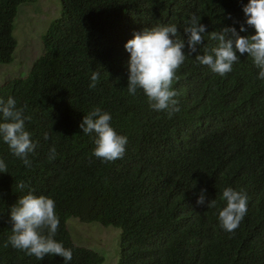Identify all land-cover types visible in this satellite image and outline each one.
Returning a JSON list of instances; mask_svg holds the SVG:
<instances>
[{
	"label": "trees",
	"instance_id": "obj_1",
	"mask_svg": "<svg viewBox=\"0 0 264 264\" xmlns=\"http://www.w3.org/2000/svg\"><path fill=\"white\" fill-rule=\"evenodd\" d=\"M34 1L0 0V65L13 60L19 7ZM248 2L60 0V16L41 37V56L25 77L0 85V99L12 97L24 109L36 144L26 167L0 137L7 166L0 173V264H65L62 257L40 260L9 243L10 209L29 190L55 201L60 223L54 238L73 253L67 264L104 262L74 242L70 218L119 229L116 264H264V80L252 58L237 52L240 61L220 76L199 64L197 53L188 56L172 84L179 111L170 115L154 110L143 90L129 94L124 47L134 33L174 24L187 54L184 28L196 16L206 26L199 54L210 52L218 42L208 34L225 27L255 35L243 12ZM93 72L99 73L94 88ZM96 108L127 137L120 159L95 157L96 135L80 128ZM52 148L55 159H49ZM228 187L247 196L246 214L232 232L219 221ZM202 190L204 205L197 203ZM211 200L216 207H207Z\"/></svg>",
	"mask_w": 264,
	"mask_h": 264
},
{
	"label": "clouds",
	"instance_id": "obj_2",
	"mask_svg": "<svg viewBox=\"0 0 264 264\" xmlns=\"http://www.w3.org/2000/svg\"><path fill=\"white\" fill-rule=\"evenodd\" d=\"M243 12L248 19L246 24L255 29V35L240 36L234 27H225L220 31L208 34L209 38L218 42L210 52L205 50L199 54V46L204 44L206 26L201 20L192 16L188 26L184 28L187 35L188 52L185 54V41L177 39L178 28L174 24L146 28L142 33H134L132 39L125 44V50L130 54L128 65L127 89L130 95H135L138 89L143 90L150 106L156 111H167L170 115L178 112L177 92L172 89L176 72L188 56L197 53L195 60L211 69L212 72L224 76L232 71V66L239 62L240 55L245 53L252 58L259 69L258 79L264 80V0H249ZM246 31L242 25L240 32ZM99 73L93 72L90 87L96 86ZM26 107V106H25ZM0 137L9 146L12 153L20 158L26 167L31 166L28 159L35 150L36 144L31 139V133L25 128L24 109L17 107L14 98L6 101L0 99ZM111 116L96 108L84 116L80 128L85 134L96 135V148L93 155L104 161H115L123 157L127 144V137L118 135L110 124ZM47 139V136L45 137ZM56 150H50L49 159H55ZM7 166L0 160V173H6ZM17 187L23 190L27 187L21 182ZM205 190L201 191L197 203L205 204ZM222 199L226 207L219 210L221 227L232 232L235 230L247 211V196L231 187L222 192ZM207 207H216V200L207 203ZM10 222L13 235L9 243L27 255L43 260L45 256L62 257L65 264L71 261L73 253L62 243L55 240L59 227L56 215L55 201L46 196L28 194L20 197L10 209ZM47 230V235L44 234ZM7 246V244L5 245Z\"/></svg>",
	"mask_w": 264,
	"mask_h": 264
},
{
	"label": "rangeland",
	"instance_id": "obj_3",
	"mask_svg": "<svg viewBox=\"0 0 264 264\" xmlns=\"http://www.w3.org/2000/svg\"><path fill=\"white\" fill-rule=\"evenodd\" d=\"M60 0H35L19 7L14 21L16 48L13 60L0 65V85L15 77H25L34 61L43 53L41 37L50 23L60 16ZM74 242L104 258L102 264H116L119 257L120 230L97 223L85 224L76 218L67 220Z\"/></svg>",
	"mask_w": 264,
	"mask_h": 264
}]
</instances>
